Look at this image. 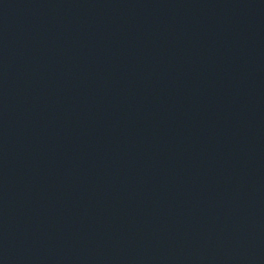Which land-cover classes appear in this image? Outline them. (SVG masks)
Instances as JSON below:
<instances>
[{
	"label": "water",
	"instance_id": "obj_1",
	"mask_svg": "<svg viewBox=\"0 0 264 264\" xmlns=\"http://www.w3.org/2000/svg\"><path fill=\"white\" fill-rule=\"evenodd\" d=\"M0 264H264V0H0Z\"/></svg>",
	"mask_w": 264,
	"mask_h": 264
}]
</instances>
